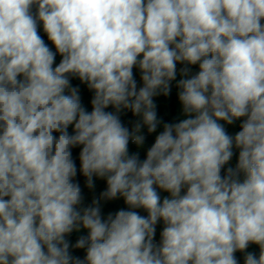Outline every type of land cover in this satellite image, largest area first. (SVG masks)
Masks as SVG:
<instances>
[{
  "label": "clouds",
  "instance_id": "obj_1",
  "mask_svg": "<svg viewBox=\"0 0 264 264\" xmlns=\"http://www.w3.org/2000/svg\"><path fill=\"white\" fill-rule=\"evenodd\" d=\"M173 81L186 118L168 123L154 98ZM161 124L145 159L130 152ZM77 147L85 186L106 180L87 205ZM117 198L127 209L104 216ZM238 251L264 264V0H0V264H239Z\"/></svg>",
  "mask_w": 264,
  "mask_h": 264
},
{
  "label": "trees",
  "instance_id": "obj_2",
  "mask_svg": "<svg viewBox=\"0 0 264 264\" xmlns=\"http://www.w3.org/2000/svg\"><path fill=\"white\" fill-rule=\"evenodd\" d=\"M40 35L45 39L46 43H49L50 47H53L51 45V43L49 41H47V36L43 32L42 25L40 26ZM53 50H55L54 47H53ZM60 59H61V57L59 55H57L56 62L58 63ZM190 66L193 69L199 70L198 65H190ZM134 73H135L136 79H140L139 70L138 69H134ZM71 83H72L73 86H79V88L81 90L80 94H81V98H82V103L87 107V109L89 111H91L90 101H91L93 93L90 90H88V88H87V86L85 84H81L80 81L77 78H72ZM177 94H178V92H177V88H176V81H173L172 82L171 94L168 97H165L163 95L159 96V97L163 98L164 104H165V106H164V108L162 110H157L158 118L162 119L163 122L175 123V122L179 121L178 118H177V115H176V105H177V102H178V95ZM107 110L112 111L113 109L110 107ZM121 118H122L123 122L126 124V126H128L129 128L132 127V123L131 122L135 121V116H133L130 111H126V114H122ZM242 120H243V118H241L240 120L236 121L237 132L241 130L240 129V124L242 123ZM69 131L70 132L72 131V127L69 128ZM79 151H80L79 147L73 149V158L76 161L77 170H78L77 177L75 179L78 180L80 185H81V188L83 190V195L85 197L84 204L87 205V204L91 203L93 198H97V197L93 193L94 189L93 190H89L85 186V178L79 172V166H80ZM237 151H239V150L237 149ZM94 180H95V183H96L97 178H94ZM109 212L110 211H108L107 208L102 210V213H103L104 216H106ZM160 223H161L160 225H157V231H156V236H155V242L156 243H158L157 241L160 240V236H157V234L159 235L160 232L163 229V223L162 222H160ZM81 235H85L86 236L87 235L86 230L81 229L80 232H73L70 236L66 237V239L70 240V242L72 244H74L76 242V240L78 239V237L81 236ZM157 237H159L158 240H156ZM71 251H72L73 255L79 256L82 259L84 258L85 254H86L84 249H71ZM246 252H254L257 255V257H258L260 249H259L258 245L250 244L248 249H246ZM238 253L241 254V255H245V252H239L238 251Z\"/></svg>",
  "mask_w": 264,
  "mask_h": 264
},
{
  "label": "rangeland",
  "instance_id": "obj_3",
  "mask_svg": "<svg viewBox=\"0 0 264 264\" xmlns=\"http://www.w3.org/2000/svg\"><path fill=\"white\" fill-rule=\"evenodd\" d=\"M180 67H183V65L178 64V69ZM189 67L191 68L190 75H194V74H196L199 71V70L193 69L190 65H189ZM180 78L181 77H180L179 72H178L177 81ZM137 82H138V87L142 86V82L140 80H138ZM177 92H178V90H177ZM154 100H155V102L157 104V110H162L164 108V106H165L163 98L157 96V97L154 98ZM176 113H177L176 115H177L178 120L186 118L184 116L183 112H182V106L180 105L179 101L177 103V111H176ZM138 119H140V118L139 117H135V121L138 120ZM162 130H163L162 124L160 126H158L156 133L148 134L146 128L142 129L143 134L146 136L145 144L143 145V147L137 148L136 145L130 143V152L139 151L140 158L141 159H145L146 158L147 149L154 143L155 136L157 134H159V132L162 131ZM229 133L234 135L233 132H229ZM233 151H234V156H233L232 160L230 161V165L232 167H235V165H236V163L238 161V152L239 151H237V149H235V148L233 149ZM241 178H243V176H241ZM95 185L96 186H95V188L93 190V193L98 198L100 193L106 189V180L97 179ZM160 194H161L162 198L164 196L169 195L167 192H163V191H161ZM101 205H102V210L107 208L108 211H110L112 213H115L116 211H118L121 208L127 209V205L124 204V201H123L122 198H117L116 200H112V201H101ZM137 211H139L141 215H146L147 214L142 209H138ZM160 224L161 223H159L158 225H160ZM157 236H160V234L159 235L157 234ZM158 238L159 237H157L156 240H158ZM157 242L159 243V241H157ZM235 255H236V257H237V259L239 261V264H244V255H241L238 252H236Z\"/></svg>",
  "mask_w": 264,
  "mask_h": 264
},
{
  "label": "crops",
  "instance_id": "obj_4",
  "mask_svg": "<svg viewBox=\"0 0 264 264\" xmlns=\"http://www.w3.org/2000/svg\"><path fill=\"white\" fill-rule=\"evenodd\" d=\"M140 79H137V81ZM179 91V89H177ZM178 103V102H177ZM176 111H177V105H176ZM177 114V113H176ZM226 128L228 130V132H233V134L235 135V133L237 132V125L236 122L233 125H226Z\"/></svg>",
  "mask_w": 264,
  "mask_h": 264
}]
</instances>
